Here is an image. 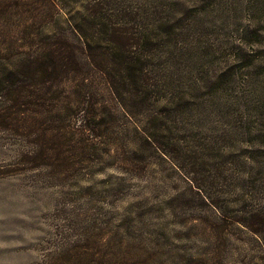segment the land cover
Wrapping results in <instances>:
<instances>
[{"label": "rangeland", "instance_id": "374dc122", "mask_svg": "<svg viewBox=\"0 0 264 264\" xmlns=\"http://www.w3.org/2000/svg\"><path fill=\"white\" fill-rule=\"evenodd\" d=\"M98 7L162 46L144 117L69 23L104 52ZM58 39L85 74L54 85L57 108L88 85L100 117L53 116L5 79ZM0 264H264V0H0Z\"/></svg>", "mask_w": 264, "mask_h": 264}, {"label": "trees", "instance_id": "16d2710c", "mask_svg": "<svg viewBox=\"0 0 264 264\" xmlns=\"http://www.w3.org/2000/svg\"><path fill=\"white\" fill-rule=\"evenodd\" d=\"M109 4H111L109 1H105V6ZM98 10L99 20L106 22L103 30L104 37L110 45L104 52H100L97 46H94L88 40V34H85L84 26L76 23L72 18L71 21L69 20L79 38L84 42L86 40L84 58L89 68L91 66L93 70L103 73L116 101L127 118L132 120L137 116L144 117L148 114V106L153 104L159 92V83L156 82L159 78L158 69L161 66L159 50L162 49V46L149 41L148 36L145 35L149 34V29L146 28L142 32L139 28V20H135V18L139 19L137 14L130 13L134 19H131V22H135V26L128 29L121 25L122 22H116V15L112 14L110 10L107 13L106 7H98ZM102 10L104 11L102 12ZM91 38L99 39V34H94ZM58 42L59 48H57L58 45H55L56 48L53 47L35 55L29 54L25 59L22 58L21 62L6 74L5 79L11 83V86L17 85L24 93L27 92L29 98H27L28 102H25L26 104L36 108L37 106H49L51 108L49 113L54 114L53 116L77 112L93 119L100 117L102 110L105 112L107 107L98 108V102L95 101V96L91 94L88 85H85L88 92L82 91L85 95L83 101L72 102L71 105L64 103L61 104L59 109L57 108L56 102L59 99L58 94L60 91L56 92L54 85L56 86L62 79H78L85 74V68L82 67L76 53L68 48L61 49L63 42L60 39H58ZM134 42L141 48L149 46L151 49L134 51L131 49ZM114 45L122 46L125 50L117 51L111 47ZM73 89V94L81 95L82 92L79 86H74ZM10 93L7 92L6 99L8 103L13 104L12 106L17 105L18 100L8 99ZM19 96L16 93V97L20 98ZM142 137L146 143L152 141L151 136L145 130H142ZM252 231L262 233L261 230Z\"/></svg>", "mask_w": 264, "mask_h": 264}]
</instances>
